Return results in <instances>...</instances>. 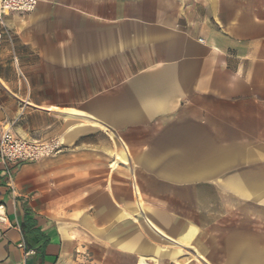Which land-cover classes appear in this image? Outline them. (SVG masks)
<instances>
[{
  "label": "crops",
  "instance_id": "1",
  "mask_svg": "<svg viewBox=\"0 0 264 264\" xmlns=\"http://www.w3.org/2000/svg\"><path fill=\"white\" fill-rule=\"evenodd\" d=\"M0 264H264V0H39L0 26Z\"/></svg>",
  "mask_w": 264,
  "mask_h": 264
},
{
  "label": "built area",
  "instance_id": "2",
  "mask_svg": "<svg viewBox=\"0 0 264 264\" xmlns=\"http://www.w3.org/2000/svg\"><path fill=\"white\" fill-rule=\"evenodd\" d=\"M39 0H0V26H3L7 14L27 15L38 7ZM1 45V34H0ZM63 145L59 141L40 142L26 140L16 135L12 130H5L0 135V162L4 164H29L57 156L62 152ZM3 207L0 206V210ZM3 213L0 222H5Z\"/></svg>",
  "mask_w": 264,
  "mask_h": 264
}]
</instances>
